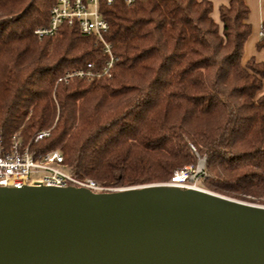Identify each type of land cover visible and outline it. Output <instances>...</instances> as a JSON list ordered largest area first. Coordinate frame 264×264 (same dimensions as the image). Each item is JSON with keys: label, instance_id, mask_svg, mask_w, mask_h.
Returning <instances> with one entry per match:
<instances>
[{"label": "trees", "instance_id": "obj_1", "mask_svg": "<svg viewBox=\"0 0 264 264\" xmlns=\"http://www.w3.org/2000/svg\"><path fill=\"white\" fill-rule=\"evenodd\" d=\"M54 2L0 0L5 143L17 132L36 153L59 148L77 176L113 187L169 182L202 156L207 189L264 203V61L243 59L245 0L219 4V22L212 0H99L111 75L69 81L108 54L76 23L36 35Z\"/></svg>", "mask_w": 264, "mask_h": 264}, {"label": "water", "instance_id": "obj_2", "mask_svg": "<svg viewBox=\"0 0 264 264\" xmlns=\"http://www.w3.org/2000/svg\"><path fill=\"white\" fill-rule=\"evenodd\" d=\"M0 264H264V204L169 182L0 184Z\"/></svg>", "mask_w": 264, "mask_h": 264}, {"label": "built area", "instance_id": "obj_3", "mask_svg": "<svg viewBox=\"0 0 264 264\" xmlns=\"http://www.w3.org/2000/svg\"><path fill=\"white\" fill-rule=\"evenodd\" d=\"M111 2L112 0H107ZM135 0H123L131 4ZM49 25L39 26L35 29L40 38L55 34L63 23L77 24L82 33L94 34L103 44L108 54L104 65L96 69V65L87 62L84 67L73 68L60 76L58 80L69 81L74 76L96 77L111 75L114 56L110 43L106 40L105 32L109 25L100 11L99 0H56L50 9ZM260 36H264L261 26ZM50 128L40 130L34 140H39L50 134ZM10 143H5L0 136V184L7 186H24L27 184H46L52 186L78 185L89 187L94 191L111 189L100 185L92 177H79L65 162V156L59 148L36 153L31 150L29 143L22 142L16 132L12 135ZM207 174L205 157L199 156L194 165H185L172 177L169 183L185 187L202 188L197 181ZM204 189V188H202Z\"/></svg>", "mask_w": 264, "mask_h": 264}, {"label": "crops", "instance_id": "obj_4", "mask_svg": "<svg viewBox=\"0 0 264 264\" xmlns=\"http://www.w3.org/2000/svg\"><path fill=\"white\" fill-rule=\"evenodd\" d=\"M213 1V10L211 15L214 19L219 22V4L227 3L228 0H212ZM249 7V17L248 22L251 23L252 32L245 42V53L243 56L244 61H247L249 58L254 57L258 61H264V47L258 48L257 41L260 40V31L262 23L264 21V0H245Z\"/></svg>", "mask_w": 264, "mask_h": 264}, {"label": "rangeland", "instance_id": "obj_5", "mask_svg": "<svg viewBox=\"0 0 264 264\" xmlns=\"http://www.w3.org/2000/svg\"><path fill=\"white\" fill-rule=\"evenodd\" d=\"M198 182V184L202 187V188H204V189H207L206 187H205V185H204V183L202 182V180H199V181H197ZM100 184V183H99ZM101 185V184H100ZM103 185V184H102ZM104 186H106V185H104ZM107 187H110V188H118V187H113V186H107ZM210 188H208V190H209ZM210 190H212V189H210ZM236 198V197H235ZM245 200V199H244ZM248 201V200H247ZM256 202V201H255ZM258 203H261V202H258ZM261 204H264V203H261Z\"/></svg>", "mask_w": 264, "mask_h": 264}]
</instances>
